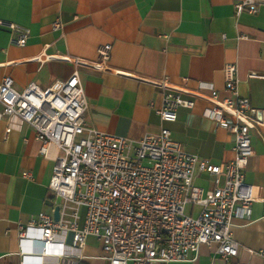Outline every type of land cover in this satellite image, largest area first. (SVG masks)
Returning <instances> with one entry per match:
<instances>
[{"label":"crops","instance_id":"obj_1","mask_svg":"<svg viewBox=\"0 0 264 264\" xmlns=\"http://www.w3.org/2000/svg\"><path fill=\"white\" fill-rule=\"evenodd\" d=\"M235 1L0 0V80L10 76L18 91L29 82L45 88L65 80L73 65L55 57L37 60L36 55L71 54L95 61L96 48L110 44L109 69L77 67L87 102L85 122L132 139L165 126L184 151L217 165L232 158L234 135L203 115L209 103L181 94L193 100L192 107H179L174 121L162 122L154 112L162 90L149 80L165 78L174 88L203 94L215 90L223 98L229 92L222 67L234 63L237 92L258 110L261 124L249 128L252 155L244 178L254 201L248 217L231 219L238 243L232 262L264 264L257 253L264 248V4L255 12L236 13ZM56 18L62 23L58 29L52 27ZM7 22L29 29L23 46L10 41L13 33ZM40 145L27 123L16 116L0 118V264H107L93 235L86 237L81 250L72 245L70 231L57 234L48 244L35 228L19 238V223L40 211L52 216L61 202L48 189L61 151L49 143L41 153ZM222 183L221 175L218 185ZM193 184L204 190L215 185L212 175L198 171ZM199 209L186 206L193 215ZM82 224L81 209L78 226ZM214 249L215 244H201L186 260L166 264H223Z\"/></svg>","mask_w":264,"mask_h":264},{"label":"built area","instance_id":"obj_2","mask_svg":"<svg viewBox=\"0 0 264 264\" xmlns=\"http://www.w3.org/2000/svg\"><path fill=\"white\" fill-rule=\"evenodd\" d=\"M258 4L264 0H236L233 6L236 13L255 12ZM61 25L59 18L52 23L55 29ZM6 26L13 33L10 41L23 46L29 29L14 22ZM110 50V44L99 45L95 61L39 53L37 60L55 57L73 65L65 80L45 88L29 82L18 91L10 76L0 80V118L16 116L31 126L41 153L49 143L61 151L48 182V189L61 199L58 219L40 211L27 223L18 224L19 238L35 228L48 244L57 234L70 231L72 245L81 250L86 237L93 235L101 243L107 264L184 261L201 244H215L213 254L223 264H234L238 243L232 236L231 219L248 217L251 212L254 197L244 172L252 155L249 128L261 124L258 110L237 92L236 65L222 67L229 92L223 98L215 90L203 94L174 88L165 78L149 80L162 90L161 104L154 108L162 122L174 121L179 107H192L193 100L181 95L188 94L207 101L203 115L233 133L232 158L215 165L184 151L165 126L132 139L85 122L87 102L77 67L109 69ZM197 171L212 175L214 187L204 190L194 185ZM23 175L31 177L28 171ZM221 175L223 183L218 185ZM187 205L200 209L193 215L186 211ZM257 253L264 257V248Z\"/></svg>","mask_w":264,"mask_h":264},{"label":"water","instance_id":"obj_3","mask_svg":"<svg viewBox=\"0 0 264 264\" xmlns=\"http://www.w3.org/2000/svg\"><path fill=\"white\" fill-rule=\"evenodd\" d=\"M59 209H60V206H59V205H55V206H54L52 217H53L55 220L58 219V216H59Z\"/></svg>","mask_w":264,"mask_h":264}]
</instances>
